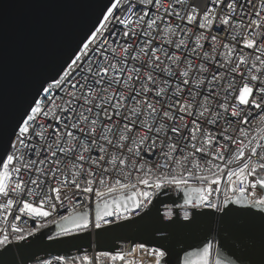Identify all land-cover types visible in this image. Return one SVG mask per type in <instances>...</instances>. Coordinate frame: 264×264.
Listing matches in <instances>:
<instances>
[{"label":"snow or ice","instance_id":"obj_1","mask_svg":"<svg viewBox=\"0 0 264 264\" xmlns=\"http://www.w3.org/2000/svg\"><path fill=\"white\" fill-rule=\"evenodd\" d=\"M100 16L0 147V255L226 264L211 243L182 257L173 243L213 220L264 243V0H105ZM130 220L152 231L118 247ZM45 237L77 251L41 258Z\"/></svg>","mask_w":264,"mask_h":264},{"label":"water","instance_id":"obj_2","mask_svg":"<svg viewBox=\"0 0 264 264\" xmlns=\"http://www.w3.org/2000/svg\"><path fill=\"white\" fill-rule=\"evenodd\" d=\"M104 4L105 0H0V147L7 148L8 142L14 139L13 131L38 90L50 83L71 59L80 41L101 19ZM159 199L169 206L173 200L183 203L182 194L168 196L162 192ZM160 211L163 213L164 205H160ZM257 211L253 209V212ZM134 219L139 220V216ZM124 223L132 226L118 234V247L126 248L133 241L140 242L152 231L148 222L134 224L130 220ZM232 224L236 225L238 221L233 220ZM43 231L54 233L55 225ZM211 240L217 243L215 258L219 257L226 264H264V243L258 225L225 231L218 221L213 220L210 226L202 225L177 233L173 243L182 257L184 250H198ZM44 243L52 247L48 253L38 252L41 258L47 254H62L65 250L77 251V248L57 247L55 241L46 237ZM152 244L155 245V240ZM78 246L92 252L97 247L95 236L87 232L81 234ZM8 247L12 251L0 255V264H24L20 249L15 245ZM33 262L30 260L28 264Z\"/></svg>","mask_w":264,"mask_h":264},{"label":"built area","instance_id":"obj_3","mask_svg":"<svg viewBox=\"0 0 264 264\" xmlns=\"http://www.w3.org/2000/svg\"><path fill=\"white\" fill-rule=\"evenodd\" d=\"M47 86V85H46ZM13 142H15V138L13 139ZM17 147H19V145L17 144ZM164 193L166 194V195H168V196H176L177 195V193L175 192V191H164ZM182 194V193H181ZM200 211H212L211 209H203V210H200ZM216 214H219V213H216ZM136 217H138V216H135L134 218H136ZM9 219H11V217L9 218ZM49 219H52L51 217L49 218ZM51 226V225H50ZM0 227H3V224L2 223H0ZM209 243H211L212 245H213V248H212V254H213V259H215V256H216V249H217V243H216V241H214V240H211ZM15 244H13V245H9V246H14ZM0 250H2V249H0ZM89 254H91V252H89ZM32 264H35V261L32 263Z\"/></svg>","mask_w":264,"mask_h":264},{"label":"bare ground","instance_id":"obj_4","mask_svg":"<svg viewBox=\"0 0 264 264\" xmlns=\"http://www.w3.org/2000/svg\"><path fill=\"white\" fill-rule=\"evenodd\" d=\"M102 22V21H101Z\"/></svg>","mask_w":264,"mask_h":264}]
</instances>
